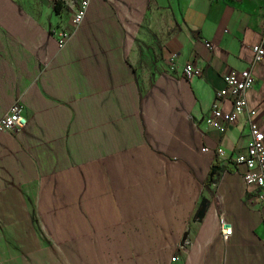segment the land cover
Instances as JSON below:
<instances>
[{
    "label": "crops",
    "instance_id": "obj_1",
    "mask_svg": "<svg viewBox=\"0 0 264 264\" xmlns=\"http://www.w3.org/2000/svg\"><path fill=\"white\" fill-rule=\"evenodd\" d=\"M263 14L264 0H90L59 49L61 0H0V116L17 99L27 118L0 132V264H264V207L232 162L244 118L204 121ZM251 72L264 128V54Z\"/></svg>",
    "mask_w": 264,
    "mask_h": 264
},
{
    "label": "built area",
    "instance_id": "obj_2",
    "mask_svg": "<svg viewBox=\"0 0 264 264\" xmlns=\"http://www.w3.org/2000/svg\"><path fill=\"white\" fill-rule=\"evenodd\" d=\"M61 1L71 9L72 29L70 31L58 29L51 32L59 49L65 46L74 30L82 23L90 3V0ZM257 34V41L250 46L247 66L240 70H228L223 73V87L214 91L204 121L208 127H214L219 132H223L225 126L232 123L238 116H243L247 128V141L244 147L232 157V162L240 167L242 184L255 189V198L264 207V128L258 127L254 121L255 110L246 105L244 97L246 90L252 84L251 69L264 54V14L257 26ZM181 72L186 78H190L199 75L200 68L191 61H186L181 66ZM223 100L229 102L227 110L222 108ZM22 111L19 100L15 99L11 102L0 116V132L12 134L25 126L27 118ZM200 150L211 152L215 156L223 155V150L219 146L202 147ZM220 226L221 234L225 237L229 234V228H223V223ZM175 259L176 256L170 257L172 261Z\"/></svg>",
    "mask_w": 264,
    "mask_h": 264
}]
</instances>
